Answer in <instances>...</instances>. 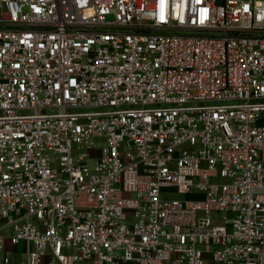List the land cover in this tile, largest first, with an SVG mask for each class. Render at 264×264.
<instances>
[{"label": "built area", "instance_id": "obj_1", "mask_svg": "<svg viewBox=\"0 0 264 264\" xmlns=\"http://www.w3.org/2000/svg\"><path fill=\"white\" fill-rule=\"evenodd\" d=\"M0 264H264V0H0Z\"/></svg>", "mask_w": 264, "mask_h": 264}, {"label": "rangeland", "instance_id": "obj_2", "mask_svg": "<svg viewBox=\"0 0 264 264\" xmlns=\"http://www.w3.org/2000/svg\"><path fill=\"white\" fill-rule=\"evenodd\" d=\"M175 199H178V200H186V199H188V198H186L185 196H180V195H178V194H174V196H173ZM190 198V197H189Z\"/></svg>", "mask_w": 264, "mask_h": 264}]
</instances>
